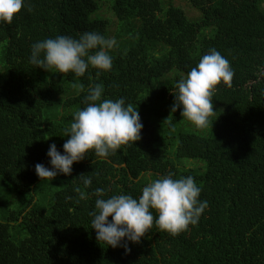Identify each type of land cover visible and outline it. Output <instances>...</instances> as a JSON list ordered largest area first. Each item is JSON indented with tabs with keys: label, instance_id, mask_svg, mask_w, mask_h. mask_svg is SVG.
I'll return each mask as SVG.
<instances>
[{
	"label": "trees",
	"instance_id": "trees-1",
	"mask_svg": "<svg viewBox=\"0 0 264 264\" xmlns=\"http://www.w3.org/2000/svg\"><path fill=\"white\" fill-rule=\"evenodd\" d=\"M189 1L199 18L162 0H109L112 17L100 0H26L0 23V264H264V0ZM93 30L117 40L111 70L78 77L29 62L33 43ZM211 48L234 77L216 86V112L198 128L171 107L177 81ZM96 84L102 99L137 108L141 139L40 179L35 165L50 166L52 143L63 152L64 129ZM169 173L192 176L208 201L195 226L173 236L154 224L127 254L97 241L95 188L138 198Z\"/></svg>",
	"mask_w": 264,
	"mask_h": 264
},
{
	"label": "clouds",
	"instance_id": "clouds-1",
	"mask_svg": "<svg viewBox=\"0 0 264 264\" xmlns=\"http://www.w3.org/2000/svg\"><path fill=\"white\" fill-rule=\"evenodd\" d=\"M25 4L26 0H0V23H11ZM115 47H118L115 37H105L94 30L85 31L78 38L58 35L33 43L29 62L45 71L55 69L79 77L89 66L111 70L113 58L109 50ZM233 77L230 61L211 48L177 81L178 93L171 111L182 108L181 115L196 127H208L209 117L216 112L212 100L216 86L221 82L231 86ZM72 87L82 90L84 85L74 82ZM103 92L102 84L89 88L86 107L74 113L70 127L64 129L68 139L63 143V152L52 143L47 151L50 166L35 165L40 179L52 181L58 174L70 175L72 165L83 160L90 150L106 158L121 146H131L141 139L143 123L137 108L126 105L123 97L102 99ZM173 176L169 173L150 181L138 198L130 194L106 196L105 188H95L96 200L90 216L97 241L107 247H123L127 254L131 251L129 243H139L154 224L173 236L188 230L190 225L195 226L208 201L199 199L202 189L192 176ZM80 178L86 187L92 184L91 176L81 174Z\"/></svg>",
	"mask_w": 264,
	"mask_h": 264
},
{
	"label": "rangeland",
	"instance_id": "rangeland-1",
	"mask_svg": "<svg viewBox=\"0 0 264 264\" xmlns=\"http://www.w3.org/2000/svg\"><path fill=\"white\" fill-rule=\"evenodd\" d=\"M163 1V5L165 7L166 4H173L176 7H180L183 9V11L185 12L186 16L188 19L193 20L196 19V17H200L199 11L197 12V9L195 10L193 8V5L190 3L189 0H162ZM100 4L102 7V11L106 14V16L108 17H112L109 13V11L107 10V6L109 5V0H100ZM167 6V5H166ZM115 22V20H114Z\"/></svg>",
	"mask_w": 264,
	"mask_h": 264
}]
</instances>
